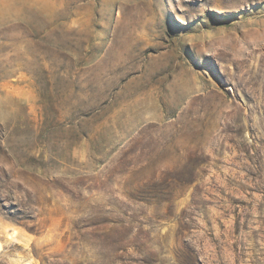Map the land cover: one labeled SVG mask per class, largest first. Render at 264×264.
<instances>
[{
  "label": "rangeland",
  "instance_id": "obj_1",
  "mask_svg": "<svg viewBox=\"0 0 264 264\" xmlns=\"http://www.w3.org/2000/svg\"><path fill=\"white\" fill-rule=\"evenodd\" d=\"M0 264H264V0H0Z\"/></svg>",
  "mask_w": 264,
  "mask_h": 264
}]
</instances>
